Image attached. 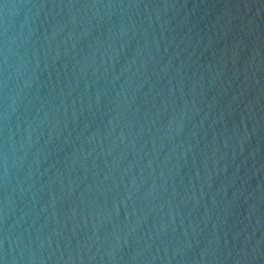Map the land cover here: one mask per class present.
Listing matches in <instances>:
<instances>
[{"label": "water", "instance_id": "95a60500", "mask_svg": "<svg viewBox=\"0 0 264 264\" xmlns=\"http://www.w3.org/2000/svg\"><path fill=\"white\" fill-rule=\"evenodd\" d=\"M0 264H264V0H0Z\"/></svg>", "mask_w": 264, "mask_h": 264}]
</instances>
